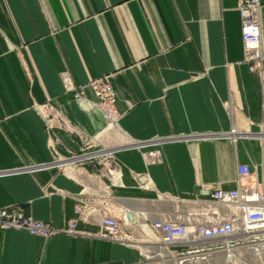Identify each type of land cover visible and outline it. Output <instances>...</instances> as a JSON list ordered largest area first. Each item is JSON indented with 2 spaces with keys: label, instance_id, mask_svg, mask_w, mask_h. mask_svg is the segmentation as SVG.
I'll use <instances>...</instances> for the list:
<instances>
[{
  "label": "crops",
  "instance_id": "0c3cea01",
  "mask_svg": "<svg viewBox=\"0 0 264 264\" xmlns=\"http://www.w3.org/2000/svg\"><path fill=\"white\" fill-rule=\"evenodd\" d=\"M65 78L77 89L105 78L117 124L83 109ZM83 95L95 102L88 88ZM44 104L104 149L106 161L51 166ZM231 128L234 143L179 139ZM59 138L72 149L80 144ZM240 164L264 178V66L251 72L243 62L236 0H0V209L62 227L77 198H94L116 214L131 212V225L144 230L147 216L204 197V187L236 188ZM109 168L117 175L111 183ZM147 246L0 229V264H147Z\"/></svg>",
  "mask_w": 264,
  "mask_h": 264
},
{
  "label": "built area",
  "instance_id": "2783aa9c",
  "mask_svg": "<svg viewBox=\"0 0 264 264\" xmlns=\"http://www.w3.org/2000/svg\"><path fill=\"white\" fill-rule=\"evenodd\" d=\"M236 10L240 18L243 62L247 64L249 71H261L264 66L260 22L261 3L259 0H236ZM65 82L67 91H72L75 100L83 104L88 103L83 95V89L88 88L95 98L91 108L100 112L111 126L117 124L119 113L116 108V94L105 78L92 80L79 89L73 86L68 78H65ZM39 109L43 111L47 124L46 132L53 154L51 166L69 168L106 161L105 150L93 148L91 142L75 126L67 123L60 112L48 113L50 109L48 104H44ZM54 120L57 124L52 123ZM59 133L66 134L70 140L77 137L80 141L77 149L64 146ZM202 137H226L234 143L239 134L235 128H231L224 134H193L179 139L194 140ZM59 144H62L65 154L58 151ZM106 171L104 176L111 183L117 175L111 168ZM235 183L236 188L232 190H222L216 186L204 187L206 193L204 197L183 199L185 203L177 202L171 211L157 210L152 213L153 217L147 216L149 221L147 223L154 238L145 239L151 247L147 246L146 250H141L144 261L149 262L148 256L151 255L165 263L173 261L175 264H183L188 261L187 258L201 255V253L207 254L209 250L223 252L232 247L231 239L264 229V178L256 181L252 177L250 168L240 164L236 168ZM103 188L107 190L109 185L104 183ZM76 202L75 216L65 222L62 227H56L48 221L26 217L19 210L2 208L0 209V229L25 230L43 239L64 233L121 242L129 246L135 245L131 236L123 233V227L133 228L127 219V212L116 214L111 203L105 200L97 204L94 198H77ZM80 222L84 225L92 224L95 227L94 229L79 228ZM215 243L220 244L213 248L207 247Z\"/></svg>",
  "mask_w": 264,
  "mask_h": 264
},
{
  "label": "rangeland",
  "instance_id": "374dc122",
  "mask_svg": "<svg viewBox=\"0 0 264 264\" xmlns=\"http://www.w3.org/2000/svg\"><path fill=\"white\" fill-rule=\"evenodd\" d=\"M146 226L144 230L139 225L133 226L132 229L123 227V233L131 236L136 246H150L143 239L154 238V234L150 230L148 223ZM218 244L220 243L210 244L207 247L213 248ZM230 244L232 247L223 252L209 250L207 254L201 253V255L187 258L188 261L183 264H264V229L235 237L230 240ZM152 249L156 251L155 248ZM161 254L163 255V253ZM148 257L149 262L147 264H175L173 261L165 263L160 258L151 257V255Z\"/></svg>",
  "mask_w": 264,
  "mask_h": 264
},
{
  "label": "water",
  "instance_id": "95a60500",
  "mask_svg": "<svg viewBox=\"0 0 264 264\" xmlns=\"http://www.w3.org/2000/svg\"><path fill=\"white\" fill-rule=\"evenodd\" d=\"M81 104V107L83 108V109H91V104L88 102V103H86V104H83V103H80ZM86 105V106H85ZM127 219L130 221V222H133L134 221V216H133V214L131 213V212H128L127 213Z\"/></svg>",
  "mask_w": 264,
  "mask_h": 264
},
{
  "label": "bare ground",
  "instance_id": "6f19581e",
  "mask_svg": "<svg viewBox=\"0 0 264 264\" xmlns=\"http://www.w3.org/2000/svg\"><path fill=\"white\" fill-rule=\"evenodd\" d=\"M91 104V103H90ZM147 227V226H146Z\"/></svg>",
  "mask_w": 264,
  "mask_h": 264
}]
</instances>
